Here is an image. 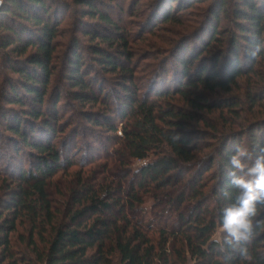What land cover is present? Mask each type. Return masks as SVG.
<instances>
[{
	"label": "trees",
	"instance_id": "trees-1",
	"mask_svg": "<svg viewBox=\"0 0 264 264\" xmlns=\"http://www.w3.org/2000/svg\"><path fill=\"white\" fill-rule=\"evenodd\" d=\"M118 1L3 0L0 64L7 74L0 76V125L11 133L8 142L19 164L10 172V159L0 153V264H264V224L245 245L250 260H242L224 242L225 232L221 240L214 238L223 209L235 203L236 190L227 175L233 145L245 146L247 136L253 160L264 146V118L254 114L264 108V87L251 81L253 76L264 79L257 71L264 63V0L217 1L212 19L204 18L174 52V94L166 86V61L161 67L166 78H156L158 73L149 86L139 87L130 67L135 54L127 51L134 36L107 12ZM199 3L205 0H156L143 28L180 24L181 12ZM233 3L232 28L221 31L219 19ZM71 12L87 39L106 46L117 42L125 49L119 56L100 46L92 51L100 68L123 80L120 92L113 94L105 92L101 77L90 78L79 41L64 53L68 97L82 106L91 101L105 105L98 118L85 119L108 132L116 147L104 156L94 150L88 161L71 157L68 143L57 142L64 133L58 127L60 93L51 110L43 111L58 70L56 41ZM87 19L97 22L93 26ZM214 42L227 43L226 50L202 59ZM243 80L244 95L215 109L237 114L250 104L253 121L242 126L243 133L217 138L205 154L198 142L205 134L188 129L187 123L198 121L195 115L174 108L169 99L176 94L193 110L213 112L210 104L190 96L192 91L230 94ZM11 105L29 109L4 110ZM213 129L217 133L219 126ZM25 149L27 163L19 157ZM136 162L142 164L134 169ZM71 170L77 171L66 192L60 199L53 196L51 184ZM148 197L156 202L150 215L144 209ZM257 219L264 220V210Z\"/></svg>",
	"mask_w": 264,
	"mask_h": 264
},
{
	"label": "rangeland",
	"instance_id": "rangeland-1",
	"mask_svg": "<svg viewBox=\"0 0 264 264\" xmlns=\"http://www.w3.org/2000/svg\"><path fill=\"white\" fill-rule=\"evenodd\" d=\"M156 0H139V3L135 5V1L133 0H119L118 4L110 5L107 12L114 18V20L120 24V26L125 27V32H130L133 34V39L129 44V48L127 51H131L132 54H135L133 61L131 62V68L136 70L135 77L137 80H140L139 87H146L153 76L158 74L156 78H160L164 75L161 71V67L163 62H168L167 66V78L168 83L166 86L169 87V91L171 94L173 93V79L175 77L174 68H175V60H174V52L177 48H180L179 45L183 40V37L188 36L194 28H197L199 24L204 20V18H211V14L213 13L215 4L218 0H205V3L195 4L191 9H187L186 11L181 12L180 14V24H162L154 27L155 29L149 30L148 28L144 29L147 22V17L150 11V7ZM133 3V5H132ZM177 4H174L173 7L177 8ZM235 3L228 6L226 13L221 15V19H219V23L217 24L219 30L225 31L226 29L230 30L232 28V22L229 17L234 10ZM78 10L81 8L77 7ZM216 10V9H215ZM134 14L136 17H131L129 14ZM183 14V15H182ZM66 23L60 28V35L57 38V73L53 78L52 84L49 88L47 104L44 107L43 111H50L51 106L54 105L55 98L60 93V101L57 104V112L59 113V126L60 130H63L64 133H59L57 142L60 144H64L67 142L70 147V155H76V160L84 161L89 160L92 156V151L94 150L98 154H102L103 156L106 154L107 149L116 148L111 144V135L105 130L99 129V127H94L92 123H88L85 117L91 116L93 119L98 118L99 115L105 112V105H92L94 101L91 103L82 106L76 102H73L71 98L68 97V92L71 91L68 85V81L65 79V70L61 69L64 66V53L68 52L75 42L81 43V54L84 57L86 64L88 65V70L91 73L90 78H95L96 75L101 77L103 81L105 80V92L113 94L114 91L120 92V84L123 82L120 76L109 74L105 72L102 68L97 65V62L94 60V54L92 53L93 49L97 46H100L103 49L110 51L111 53L119 56L125 50L124 47L120 46V43H115L113 45H103L100 41H90L84 35H82L80 24L77 23V20H74L73 12ZM212 19V18H211ZM87 23H90L94 26L95 22L93 20H86ZM32 26V25H31ZM118 44V46H117ZM227 48L226 44L221 43H213L206 54L202 55V59L209 57V60L215 57L220 53L221 50L225 51ZM121 58H124L122 56ZM94 59V60H93ZM224 60L220 61L218 64V69H221L224 66ZM264 64V63H263ZM261 65L257 68L259 74H261L262 78H264V65ZM7 74V71L0 64V76H4ZM164 76V78H166ZM259 76H253L251 81L258 82L260 86L264 87V79L262 82H259L257 79ZM239 86H233V92L227 94L220 90L216 92H209L206 89H198L196 91H192L190 96H193L194 99H200L199 101L210 104V108L213 110L211 112L209 109L204 110H193L190 106L185 105V102L181 100L180 96L176 94L172 99H169L174 108H178L180 111H186L187 113H192L195 115L197 122L187 123L188 129L190 132L194 134H205L204 136H199L202 138H206L205 140L201 139L198 142L202 145L201 148L205 150V154H209L212 152V147L216 145L217 138H221L223 134H227L229 132H244L239 131L245 126L250 125L252 122L250 110L246 107L243 110L238 109L237 114H231L226 108L223 111L217 110L216 106L218 103L230 100H234L239 97H242L244 94V80L240 82ZM251 84V83H250ZM252 85V84H251ZM149 86V85H148ZM241 87V89H240ZM262 88V87H261ZM254 93V92H253ZM257 93V92H255ZM142 94V93H141ZM105 103V102H104ZM104 105V106H103ZM46 108V109H45ZM109 111H112V106L109 107ZM29 108H20L19 106L11 105L7 106L4 110L13 112H22L27 111ZM264 112V108L262 111L254 110V114L258 115V118H264V115H261ZM224 117L222 119V117ZM257 118V119H258ZM207 122L206 127L204 123ZM217 128L219 126V130L216 133V130L213 129L214 126ZM222 125V126H221ZM225 125V126H224ZM213 126V127H212ZM25 130H29L24 127ZM11 137V133L6 131L4 125H0V153L7 159H10L11 166L10 172L18 166L19 160H17L16 154L13 151L12 144L8 142V138ZM110 138V139H109ZM111 140V141H110ZM202 142V143H201ZM248 137H243V143L247 146ZM76 146V147H75ZM112 151V150H111ZM68 154V153H67ZM96 154V153H94ZM29 150L25 149L21 152L20 161L29 162ZM12 156V158H11ZM16 157V158H15ZM142 162H136L133 168H137L140 166ZM77 170H71V172L67 174L60 175L57 179L54 180V184H51L50 191L53 193V196L57 195V198L60 199L59 194L61 192H66L68 185L73 181V174ZM1 191V190H0ZM51 193V194H52ZM156 202L152 198H146V203L144 205V209L147 211V215H150V212L155 207ZM222 229H220L215 235V239L221 240ZM20 234L28 235V231L26 229L20 230Z\"/></svg>",
	"mask_w": 264,
	"mask_h": 264
},
{
	"label": "clouds",
	"instance_id": "clouds-1",
	"mask_svg": "<svg viewBox=\"0 0 264 264\" xmlns=\"http://www.w3.org/2000/svg\"><path fill=\"white\" fill-rule=\"evenodd\" d=\"M233 147L227 175L236 197L232 206L223 209L221 229L227 234L224 242L237 251L242 260H250L251 253L245 245L252 243L256 227L264 224V220L257 219L264 210V146L259 147L254 160L249 147L241 144Z\"/></svg>",
	"mask_w": 264,
	"mask_h": 264
},
{
	"label": "water",
	"instance_id": "water-1",
	"mask_svg": "<svg viewBox=\"0 0 264 264\" xmlns=\"http://www.w3.org/2000/svg\"><path fill=\"white\" fill-rule=\"evenodd\" d=\"M2 6V3H0V7Z\"/></svg>",
	"mask_w": 264,
	"mask_h": 264
}]
</instances>
